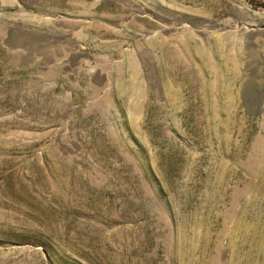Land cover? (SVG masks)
<instances>
[{
	"label": "rangeland",
	"instance_id": "1",
	"mask_svg": "<svg viewBox=\"0 0 264 264\" xmlns=\"http://www.w3.org/2000/svg\"><path fill=\"white\" fill-rule=\"evenodd\" d=\"M0 264H264V0H0Z\"/></svg>",
	"mask_w": 264,
	"mask_h": 264
}]
</instances>
